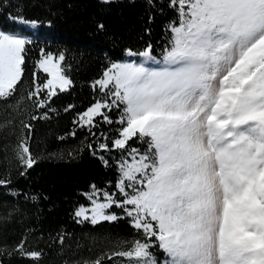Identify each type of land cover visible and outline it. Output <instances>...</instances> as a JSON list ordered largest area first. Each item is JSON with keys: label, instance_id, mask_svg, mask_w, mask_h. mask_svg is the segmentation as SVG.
Listing matches in <instances>:
<instances>
[{"label": "snow or ice", "instance_id": "1", "mask_svg": "<svg viewBox=\"0 0 264 264\" xmlns=\"http://www.w3.org/2000/svg\"><path fill=\"white\" fill-rule=\"evenodd\" d=\"M161 2L173 14L161 58L152 44L125 47L92 81L98 98L73 120L95 137L86 145L91 155L106 167L116 159L118 173L115 191L90 185L82 194L88 204H78L73 219L126 220L133 230L131 239H109L107 251L76 264H264V0ZM9 19L22 28L0 29V102L16 110L30 101L26 108L44 110L30 119H47L52 98L73 87L71 65L63 52L40 47L25 97L27 61L40 38L22 32L41 22L22 13ZM21 124L12 150L24 176L39 157L30 151L32 125ZM102 124L115 135L93 131ZM11 183L0 178V189ZM20 211L0 214V264L13 254L39 264L42 252L28 250L27 236L11 245L4 239Z\"/></svg>", "mask_w": 264, "mask_h": 264}, {"label": "trees", "instance_id": "2", "mask_svg": "<svg viewBox=\"0 0 264 264\" xmlns=\"http://www.w3.org/2000/svg\"><path fill=\"white\" fill-rule=\"evenodd\" d=\"M155 5H150L149 0H111L109 4L101 0H4V7L0 8V29L5 31L22 28L12 23L10 14L22 13L41 22L35 36L40 42L33 46L27 61L22 94L27 96L38 50L44 46L54 53L65 54V64L71 65L66 74L74 82L69 92L52 98L51 107L55 111H49L47 119H30V112L44 111L26 108L30 101L25 100L16 110L0 102V123L6 124L0 129V178L8 176L12 181L8 188L0 189V214L7 213L13 206L21 210L9 221L4 239L11 245L22 235L27 236L28 250L42 252L39 264H76L95 259L108 250L109 239H131L133 230L126 220L93 226L87 222L77 224L72 217L78 204H88L82 194L90 190V185L111 187L115 191L118 175L116 159L109 158L111 167H106L91 155L86 145L95 137L80 129L73 120L98 98L90 87L92 81L99 77L108 62L123 58L125 47L142 49L152 44L154 54L162 55L165 26L173 14L161 0H155ZM149 17H152L151 22ZM98 24L104 25L102 31L98 30ZM22 34L29 33L24 29ZM37 75L44 78L42 72ZM68 105L75 107L65 111ZM110 115L116 119L118 113ZM21 120L32 125L30 151L39 157L24 176L19 174L21 169L12 150L22 134ZM111 128L102 124L93 131L115 135ZM71 132L76 135H69ZM68 152L74 155L69 156ZM112 157L118 158V153L114 152ZM24 194L34 196L35 200H26ZM116 211L120 214V210ZM61 234L63 244L59 243ZM3 264L34 262L13 254L3 257ZM107 264L112 262L107 261Z\"/></svg>", "mask_w": 264, "mask_h": 264}, {"label": "rangeland", "instance_id": "3", "mask_svg": "<svg viewBox=\"0 0 264 264\" xmlns=\"http://www.w3.org/2000/svg\"><path fill=\"white\" fill-rule=\"evenodd\" d=\"M29 29V31L31 32V33H33V34H37V32H38V30H39V27L38 28H35V29H33V28H28ZM27 36V35H26ZM29 36H31V35H29ZM33 37V36H32ZM157 59H159V58H157ZM137 62H139V61H137ZM150 66H152V67H155V65H150ZM117 209H114V211H116ZM119 210V209H118ZM117 212V211H116ZM117 214H118V212H117ZM156 254H157V256H159V255H161L158 251L156 252Z\"/></svg>", "mask_w": 264, "mask_h": 264}]
</instances>
